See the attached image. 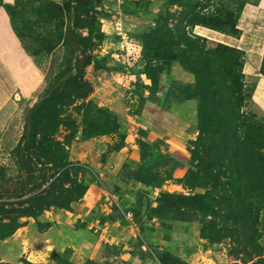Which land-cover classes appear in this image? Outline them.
Here are the masks:
<instances>
[{
    "label": "rangeland",
    "instance_id": "obj_1",
    "mask_svg": "<svg viewBox=\"0 0 264 264\" xmlns=\"http://www.w3.org/2000/svg\"><path fill=\"white\" fill-rule=\"evenodd\" d=\"M70 1L14 0L8 12L0 0L5 17H13L16 27L27 26L28 44L48 50L31 59L28 52L30 57L11 45L3 47L18 82L12 97L18 110L0 124V202L5 203L0 210V264H264V194L238 195L234 177L229 178L231 170L216 161L215 149L211 159L204 156V140L217 133L205 122L200 124L198 106L206 102L200 101L195 74L142 40L159 15L175 13L179 7L166 0H91L88 17L97 18L86 25L101 32L103 39L89 37L86 47L75 50L70 37H88L87 28L74 29L65 18L60 23L43 19L75 17L73 9L67 10ZM237 28L238 42L227 34L207 38L206 30L198 27L192 33L209 41L206 46L217 61L222 55L210 42L242 51V73L249 85L256 83V75L264 77V0L244 6ZM69 47L74 53L72 58L68 54V66L76 79L66 92L68 98L59 102L50 84L63 70ZM248 57L259 61L256 74L250 76L244 71ZM235 75L232 67L230 76ZM68 82L62 79L59 87ZM46 93L57 100L43 113L51 119L46 126L50 135L39 141L48 158L36 148L29 165L35 175L44 171L56 176L67 168L49 192L73 200L65 209L51 206L36 216L8 212L17 209L14 203L22 193L18 188L28 177L14 153L27 111ZM255 101L264 108L262 84ZM239 114L245 122L243 135L249 123L264 124V111L253 100L245 98ZM211 115L203 121L216 118ZM106 116L115 120L110 128L103 122ZM100 131L104 134L90 136ZM140 141L158 144L144 161L139 157ZM261 154L264 158V150ZM63 157L68 165L61 169ZM142 163L152 167L150 178L156 185L134 179ZM240 183L251 186L246 176ZM25 188L35 190L37 185ZM128 213L139 238L127 226Z\"/></svg>",
    "mask_w": 264,
    "mask_h": 264
},
{
    "label": "trees",
    "instance_id": "obj_2",
    "mask_svg": "<svg viewBox=\"0 0 264 264\" xmlns=\"http://www.w3.org/2000/svg\"><path fill=\"white\" fill-rule=\"evenodd\" d=\"M259 1L166 0L168 5L178 6L179 11L175 13L166 12L164 15H159L154 22V27L142 36L143 43L146 47L152 48L154 45L158 54H170L173 60L179 61L186 70L195 74L198 82V91L200 92V101L203 100L206 102L205 104L200 103L198 106L200 124L205 122L204 124H207L206 126L214 128V133H217L216 136L204 140L202 147L207 148L204 156L211 159L212 149H215V153L218 154L216 161L222 167L226 166L231 170L229 178L234 177L237 183L235 190L238 195L247 191L264 194V158L261 154L264 150V124L258 121L251 122L247 126V133L244 135L240 133V130L245 128V122L243 121V116L239 114V109H241L245 98L248 101H252V93L256 87V83L247 85L244 81V74L242 73V51L224 44L210 42L211 45L216 46L220 50V54L222 55V59L217 61L213 56L214 52L210 49L211 47L206 46V43H209V41L204 37L193 34L192 31L196 26H201L239 39L241 31L237 28V21L244 6L246 4L257 6ZM72 2L75 6L73 8L68 7ZM91 2V0H72L66 4L67 10L73 9V15L75 17H43V19L46 23L54 19L60 23L65 18L67 21L70 20V25L74 29L87 28L88 37H81L79 35L76 38L72 35L69 39L73 43L72 47L76 48L75 50H78L80 47L84 48L87 46L89 37L95 41L103 39L101 32H93L92 25H86L89 19L94 23L97 18L88 17L92 10H86V8ZM211 5H215V7H210ZM12 6L4 5L2 8L9 12ZM58 6L57 9L59 10L61 7L59 4ZM0 12L4 16L1 9ZM3 19L10 34L18 44V50L26 53V55L29 53L31 57L28 56L31 59L32 57H36L39 51H44V53L48 51L45 49L46 47L36 48L28 44V39H31V35L25 33L28 29L26 28L27 26L16 27L13 17L9 18L4 16ZM170 21H174L172 26H169ZM77 24H79L78 27ZM55 38L60 40L62 37L61 35H57ZM65 41L66 38L64 37L63 42ZM41 42L44 44L45 40L42 39ZM66 53L67 57L63 70L53 75L50 84L51 93L53 91L59 93L61 97L59 102H64L63 100L68 98L66 92L72 90L70 83L73 84L76 79L72 76L73 70L68 66V54L72 58L74 51L69 47ZM232 67L236 69L235 77L230 76V69ZM262 74L264 75V62ZM64 78L68 79L69 82L65 83L61 89L59 87L60 81ZM70 95L74 96L72 93ZM54 101H57L56 98L46 93L27 111L23 135L14 153L17 154L16 157L18 158L20 169L25 170L28 177L23 185L18 188L22 193L17 197L20 200L14 203L17 209H11L8 212L36 216L51 206L65 209L73 200L70 196H54L49 192L67 174V168L65 167L68 165V162L64 157L62 158L60 168L65 169L56 176L55 173L48 174L44 171L35 175L29 165L32 162L30 156H37L36 148L41 152L42 158H48V155L42 150L43 140H41L40 136L50 135L46 126L51 119L48 115H43V113L46 111V106ZM211 112L216 115V118L203 121V119L205 120V116L212 117ZM103 122L110 128L115 123V120L110 116H106ZM46 130L47 132H45ZM91 134L90 136L97 134L103 135L104 133L100 131ZM37 136L39 137L37 138ZM67 141L69 142L68 138L66 139V143H68ZM139 147L140 160L144 161L149 156L150 150L158 148V144L155 142L148 143L147 141H140ZM209 152L210 155H207ZM244 156L248 157V160L245 161ZM152 170L150 165L142 163L137 171H135L134 179L142 185L154 186L157 182L152 181L150 178ZM245 176L251 181L249 189L240 183V180ZM36 180H39V182H36ZM27 185H37V189H26L25 187ZM43 185L47 186L43 190H39ZM61 191L63 190H58V193H61ZM4 205V202H0V210H2ZM168 210L166 209V212Z\"/></svg>",
    "mask_w": 264,
    "mask_h": 264
},
{
    "label": "crops",
    "instance_id": "obj_3",
    "mask_svg": "<svg viewBox=\"0 0 264 264\" xmlns=\"http://www.w3.org/2000/svg\"><path fill=\"white\" fill-rule=\"evenodd\" d=\"M47 1H59V0H47ZM14 0H2L3 5H9L13 4ZM3 15L0 12V35L3 37L4 44H2V41L0 39V124H1V119L14 115L18 107L15 106V104L12 101L13 95L16 93V90L18 88V82L15 77V75L11 72L6 58L3 53V47L11 45L12 47H16L18 49V45H16L15 39L12 37L10 34L5 21L3 19ZM201 30H206L205 37L209 38V36H214V37H223L224 35L221 33H218L216 31L204 28V27H199L196 26ZM209 31V32H208ZM233 41L238 42L237 39L232 38ZM6 42V43H5ZM15 44V45H13ZM259 68V61L252 60V58L248 57L244 64V71L246 75H254L256 74V71ZM256 87L252 93V100L264 111V108L257 102L255 101V93L258 90V87L262 84V90L264 91V77L261 75H256ZM8 119V118H7ZM3 125V124H2Z\"/></svg>",
    "mask_w": 264,
    "mask_h": 264
},
{
    "label": "built area",
    "instance_id": "obj_4",
    "mask_svg": "<svg viewBox=\"0 0 264 264\" xmlns=\"http://www.w3.org/2000/svg\"><path fill=\"white\" fill-rule=\"evenodd\" d=\"M125 221L127 223V226L129 227V229L133 233V236L139 238L140 237L139 229L136 226V224L133 222V218H132V215L130 213L125 215Z\"/></svg>",
    "mask_w": 264,
    "mask_h": 264
},
{
    "label": "water",
    "instance_id": "obj_5",
    "mask_svg": "<svg viewBox=\"0 0 264 264\" xmlns=\"http://www.w3.org/2000/svg\"><path fill=\"white\" fill-rule=\"evenodd\" d=\"M195 34V33H194Z\"/></svg>",
    "mask_w": 264,
    "mask_h": 264
}]
</instances>
